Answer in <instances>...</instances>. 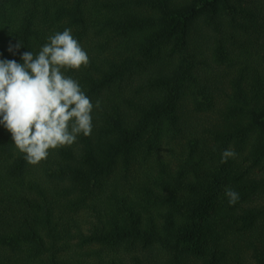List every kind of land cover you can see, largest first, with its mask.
<instances>
[{
    "label": "trees",
    "instance_id": "obj_1",
    "mask_svg": "<svg viewBox=\"0 0 264 264\" xmlns=\"http://www.w3.org/2000/svg\"><path fill=\"white\" fill-rule=\"evenodd\" d=\"M65 28L92 132L31 165L0 125V264H264V0H0V59Z\"/></svg>",
    "mask_w": 264,
    "mask_h": 264
},
{
    "label": "clouds",
    "instance_id": "obj_2",
    "mask_svg": "<svg viewBox=\"0 0 264 264\" xmlns=\"http://www.w3.org/2000/svg\"><path fill=\"white\" fill-rule=\"evenodd\" d=\"M21 47L18 42L8 51L15 54ZM20 61L0 59V125L25 160L36 165L47 159L49 150L70 146L78 135L92 132L94 105L64 71L88 66L89 56L65 28L49 36L35 56L31 51L21 53ZM235 156L234 149H226L221 163ZM225 195L230 206L239 200L231 188Z\"/></svg>",
    "mask_w": 264,
    "mask_h": 264
}]
</instances>
